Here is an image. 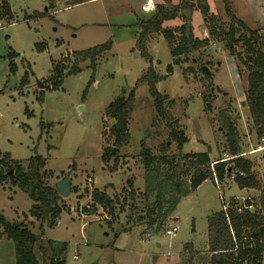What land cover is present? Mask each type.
Segmentation results:
<instances>
[{"label":"rangeland","instance_id":"rangeland-1","mask_svg":"<svg viewBox=\"0 0 264 264\" xmlns=\"http://www.w3.org/2000/svg\"><path fill=\"white\" fill-rule=\"evenodd\" d=\"M7 1L13 24L0 22V161L8 158L25 168L32 156H39L46 163L45 182L55 187L69 175L71 189L63 198L66 210L56 226L24 220L32 202L9 184L0 185V216L9 223L24 221L42 241L65 243V264H209V219L229 202L241 203L250 197L258 208L264 201V150H259L264 142L257 140L245 105V67L218 41L175 60L162 35L149 39L147 52L155 73L166 76V67L173 66L172 74L158 82L156 90L166 97L168 119L188 139L180 152H209L211 161L224 158V115L235 128L241 155L253 164L257 186L246 190L228 179L206 180L191 191L189 176L183 175L174 194L180 199L173 214L160 217L150 229L145 224H130L127 216L132 206L142 211L146 203L153 202L143 197L142 144L154 157H159L164 143L169 147L167 157H178L179 152L165 122L156 116L147 85H136L150 65L135 47V24L152 13L141 11L146 0ZM208 3L211 13L193 23V33L201 39L208 38L210 15L225 28L228 24L223 1ZM228 4L239 20L264 38V0ZM172 24L167 21L163 28ZM108 41L112 48L98 58L94 70L85 62L79 74L64 77L59 87L49 80L59 69L66 75L75 53ZM10 51L17 54L15 74L8 70ZM235 51H241L239 45ZM131 91L129 141L116 149L109 135L114 121L105 111ZM110 148L116 150L105 164L102 156ZM94 189L114 201V215L99 206L91 210ZM128 194L133 195L126 200ZM88 207L90 211L84 212ZM169 207L164 203L162 211ZM173 225L177 233L166 236L164 231ZM34 251L41 263L37 246ZM0 264H15L14 246L5 237L0 238Z\"/></svg>","mask_w":264,"mask_h":264},{"label":"trees","instance_id":"trees-1","mask_svg":"<svg viewBox=\"0 0 264 264\" xmlns=\"http://www.w3.org/2000/svg\"><path fill=\"white\" fill-rule=\"evenodd\" d=\"M222 1L228 19L227 27L218 24L210 15L208 38L201 39L194 35L192 21L195 12H198L202 19L208 17L211 13L208 0H179L177 4L171 0H161V3L154 6V11L149 18L138 20L135 24L137 28L135 47L141 57L150 63L136 85L143 83L147 85L156 116L165 122L170 139L176 144L179 152L178 157H167L169 147L164 143L159 157H154L142 144L139 156L145 171L143 197L145 200L152 198L153 202L146 203L142 211L132 206L131 213L127 216L130 224H145L150 229L155 226L160 217L165 218L173 214L180 199V197H174V194L179 190L177 184L183 175L189 176L191 191H195L206 180L223 182L235 170L245 174L244 178L235 181L239 188L255 189L257 186L253 164L249 159L240 156L237 133L233 124L224 115L221 117L225 129L224 155L226 156L224 158L211 161L209 152L187 154L180 152L188 139L183 131L175 128V122L168 119L164 106L166 97L156 90V84L172 74L173 66L166 67V76L157 75L151 65V56L147 52L149 39L158 34L162 35L167 42L170 55L175 60L206 49L212 42L223 43L228 54L231 57L235 56L248 72L244 94L245 105L257 140H264V51L261 49L264 38L256 31L250 30L234 15L228 0ZM177 19L180 25L174 28H163L165 22ZM0 22L5 26L13 24V15L7 0H0ZM237 45L240 52L235 51ZM111 48L112 43L108 41L75 53L74 62L66 75H62L59 69L49 80L54 81L55 87H59L64 77L79 74L81 71L79 66L85 62H88L90 68L94 70L98 58ZM15 57L17 54L12 51L6 55L10 74L16 72V66L13 63ZM25 82L26 76L23 79V83ZM91 82L92 79L88 86ZM133 105L134 91H131L126 98L113 101L105 111V115L114 121L109 129V135L116 149L128 144L127 125ZM112 156L111 148L107 149L102 156L103 163H108ZM5 159L0 161V185L9 184L16 187L32 202L28 214L23 215L24 220L33 219L40 226L44 223L49 226L58 223L66 209L63 198L44 180L45 160L39 156H32L24 168L8 158ZM128 184L131 189V181ZM132 195L128 194L126 200ZM90 198L93 203L92 211L99 206L107 208L109 214L114 215L115 203L105 192L94 189ZM164 203L170 207L162 211ZM244 204L229 202L226 212L221 210L209 219L207 226L209 264H264V201H261L262 205L260 204L258 208L253 202L252 210L245 208L249 205L248 202ZM89 211V207L88 210H84V212ZM108 226L111 227L110 224ZM159 226L160 223L156 230ZM0 230V238L5 237L14 246L15 264H65L63 256L66 244L40 240L30 232L24 221L9 223L0 216ZM35 246L42 256L41 263L35 255Z\"/></svg>","mask_w":264,"mask_h":264},{"label":"built area","instance_id":"built-area-1","mask_svg":"<svg viewBox=\"0 0 264 264\" xmlns=\"http://www.w3.org/2000/svg\"><path fill=\"white\" fill-rule=\"evenodd\" d=\"M153 8V5H152V1L151 0H146L144 5L142 6V10L145 12V13H148L152 10ZM261 142H264V140H261ZM259 150H264V146L261 147ZM240 156H243V155H240ZM245 177V174L240 171V170H235L233 171L228 180H230L231 182H235L237 179H240V178H244ZM215 183H217V181L215 180ZM248 202L249 205H247L245 208L248 209V210H252V204H253V198H246L243 200V202H241L242 204ZM245 205V204H244ZM227 208H228V204L223 206L222 208V211L226 212L227 211ZM178 231V228L176 225H173L171 228H167L165 231H164V234L168 237H172L173 235H175Z\"/></svg>","mask_w":264,"mask_h":264},{"label":"water","instance_id":"water-1","mask_svg":"<svg viewBox=\"0 0 264 264\" xmlns=\"http://www.w3.org/2000/svg\"><path fill=\"white\" fill-rule=\"evenodd\" d=\"M201 71L204 72L206 75H209V73H210L206 67H201ZM41 87H42V85L40 84L39 88H41ZM215 90L217 92H220V89L217 86L215 87ZM115 150H116L115 148H111V154L112 155L114 154ZM54 188L60 197L67 198L70 194V189H71L69 175H66L61 181H58L55 184ZM56 225H57V223L55 224V226Z\"/></svg>","mask_w":264,"mask_h":264},{"label":"crops","instance_id":"crops-1","mask_svg":"<svg viewBox=\"0 0 264 264\" xmlns=\"http://www.w3.org/2000/svg\"><path fill=\"white\" fill-rule=\"evenodd\" d=\"M152 1V5L153 4H159V3H161V0H151ZM233 0H228V2H232ZM244 1V3L245 4H249V3H251V2H254L255 0H243ZM154 2V3H153ZM171 2H173L174 4H177L178 2H179V0H171ZM144 5V4H143ZM142 5V6H143ZM211 8V7H210ZM141 11H142V7H141ZM143 12V11H142ZM150 12H153L152 10L150 11ZM150 12H148V13H150ZM144 14H148V13H145V12H143ZM152 13H150L149 15H151ZM200 19V14L198 13V12H195L194 14H193V18H192V21H193V23L194 22H198V20ZM242 21V20H241ZM243 22V21H242ZM178 25H180V21L177 19V20H175V21H173V24H172V26H169V27H167V28H174V27H176V26H178ZM247 26V25H246ZM246 190H248V189H246Z\"/></svg>","mask_w":264,"mask_h":264}]
</instances>
